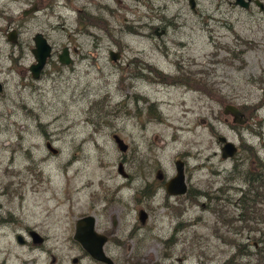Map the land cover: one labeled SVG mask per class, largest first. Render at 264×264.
Masks as SVG:
<instances>
[{"label": "rangeland", "instance_id": "1", "mask_svg": "<svg viewBox=\"0 0 264 264\" xmlns=\"http://www.w3.org/2000/svg\"><path fill=\"white\" fill-rule=\"evenodd\" d=\"M192 1L108 0L119 13L109 34L79 36L72 62L53 59L37 78L29 49H0V264H47L15 241L26 226L67 264L83 215L111 229L112 251L132 264L264 262V14ZM228 104L243 123L222 113ZM218 136L235 144L230 158ZM176 159L186 193L170 196Z\"/></svg>", "mask_w": 264, "mask_h": 264}, {"label": "flooded vegetation", "instance_id": "2", "mask_svg": "<svg viewBox=\"0 0 264 264\" xmlns=\"http://www.w3.org/2000/svg\"><path fill=\"white\" fill-rule=\"evenodd\" d=\"M114 1L120 8L127 9L122 0ZM241 1L246 4V6H242L241 4L237 5L251 17L253 16L252 14H256V9L258 12L264 14V0ZM257 3H260V5H257ZM67 9L75 11L73 19L75 23L74 27L68 25V15L65 12ZM115 10L117 9H114L108 0L105 2H101L100 0H0V38L3 42V46L6 47H0V49H8L9 51L29 49L31 52V49L34 48L35 44L34 37L39 35L48 47H50L46 63L53 61V59H56V61L59 62L58 55L62 53L64 48L66 49L68 58L70 53H76V47L70 48V46L75 44V41L79 36L87 35L85 39L98 43L101 40V36H96L92 30L97 32H99L98 30H101V33L109 34L110 22H112L115 16L118 17L119 15L118 11ZM117 30L120 31V29ZM67 31H70V33ZM153 31L155 34V29ZM54 47L60 49L55 51ZM16 56L18 57L13 58ZM16 56L11 57L9 54L10 58H13L18 62L20 52ZM71 62L72 60L70 63ZM0 85L2 91V84L0 83ZM246 189L252 192V184H249ZM146 190L148 189L144 188L142 189V192ZM244 190L245 189H242L240 193H243ZM244 206H246V204H244ZM140 210L144 212L143 221L141 223L139 222L143 225L147 218V214L142 208H140L137 210L136 217ZM92 218L94 217L92 216ZM111 223L112 225L116 224L115 220H112ZM93 230L96 231V233L105 236L106 239L102 245V251L105 256L110 259L111 264H132L127 255H120L119 253L118 258L112 251L108 242L118 243V241L112 236L111 229L107 227L103 228L94 218ZM32 232L36 233L35 238H32ZM14 233V238L18 245L25 247V250L40 251L41 253H44L49 257L47 264H55L56 259L53 255L54 248L53 243L49 242L50 237L40 234L35 228L29 226H26L22 232L18 231ZM71 243V250H73L75 245L77 250L75 251V255L68 258L67 264H105L98 260H94L85 250L82 249L81 245L76 242L72 236ZM24 264H35V259L28 258L24 261ZM57 264H64V259L62 257L59 258Z\"/></svg>", "mask_w": 264, "mask_h": 264}, {"label": "water", "instance_id": "3", "mask_svg": "<svg viewBox=\"0 0 264 264\" xmlns=\"http://www.w3.org/2000/svg\"><path fill=\"white\" fill-rule=\"evenodd\" d=\"M137 1V0H136ZM233 4H241L242 6H246V4L242 3L241 0H234ZM260 3H257V5ZM189 6L191 9H194L192 0H189ZM159 33L156 31L155 35ZM34 48L31 49L32 57L34 62L31 63L28 67V71L31 73L32 78H37L42 71L43 66L46 63V58L49 56L50 47L45 43V41L41 38V36L36 35L34 37ZM109 59L115 61L118 58V53L115 51L110 50L108 52ZM59 63L60 64H68L70 63L71 59L68 58L66 49L64 48L62 53L58 55ZM0 92H1V85H0ZM222 113L224 115H230L231 120L236 124H241L245 121V116L243 112L233 106L232 104L224 105ZM113 141L116 144V147L124 152L126 150V146L124 142L120 139L119 136L116 134L111 136ZM217 142H220L222 145L220 147V156L222 158H230L235 151L236 147L232 142H228L225 140L223 136H218L216 139ZM49 148V146L47 147ZM50 151V150H49ZM52 151V150H51ZM173 168L175 172L172 177L168 178L164 183V191L167 194L174 196V195H182L186 193V183L184 180V168L183 162L179 159L174 160ZM137 217H139V222L141 223L144 218V212L142 210L139 211ZM93 221L91 215H83V217L77 218L74 229H73V239L78 242L82 249L85 250L94 260H98L105 264H111L109 258L105 256L102 251V245L105 242V236L96 233L93 230ZM33 233V232H32ZM36 237V233L32 234V238Z\"/></svg>", "mask_w": 264, "mask_h": 264}, {"label": "trees", "instance_id": "4", "mask_svg": "<svg viewBox=\"0 0 264 264\" xmlns=\"http://www.w3.org/2000/svg\"><path fill=\"white\" fill-rule=\"evenodd\" d=\"M10 60H13V62H15L16 63V60H14L13 58H10ZM258 183V185H257V187H260V188H263L264 187V184L261 182V181H258L257 182ZM257 189V188H256ZM205 195V194H204ZM258 197H259V195H258ZM250 200H251V198H250ZM254 203H255V201H254ZM251 204V203H250ZM245 208V206L243 205V209ZM238 249H240V248H238ZM262 264H264V262L262 263Z\"/></svg>", "mask_w": 264, "mask_h": 264}, {"label": "bare ground", "instance_id": "5", "mask_svg": "<svg viewBox=\"0 0 264 264\" xmlns=\"http://www.w3.org/2000/svg\"><path fill=\"white\" fill-rule=\"evenodd\" d=\"M136 1V0H135ZM137 1H139V0H137ZM227 141V140H226ZM229 142V141H228ZM234 144V143H233ZM235 145V144H234ZM236 147V146H235ZM166 181V180H165Z\"/></svg>", "mask_w": 264, "mask_h": 264}]
</instances>
